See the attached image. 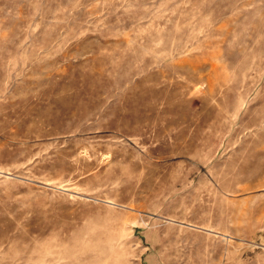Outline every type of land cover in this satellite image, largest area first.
Returning <instances> with one entry per match:
<instances>
[{"label": "rangeland", "instance_id": "374dc122", "mask_svg": "<svg viewBox=\"0 0 264 264\" xmlns=\"http://www.w3.org/2000/svg\"><path fill=\"white\" fill-rule=\"evenodd\" d=\"M0 264H264V0H0Z\"/></svg>", "mask_w": 264, "mask_h": 264}]
</instances>
